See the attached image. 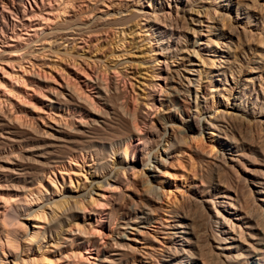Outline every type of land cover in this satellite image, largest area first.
I'll list each match as a JSON object with an SVG mask.
<instances>
[{
	"label": "rangeland",
	"instance_id": "374dc122",
	"mask_svg": "<svg viewBox=\"0 0 264 264\" xmlns=\"http://www.w3.org/2000/svg\"><path fill=\"white\" fill-rule=\"evenodd\" d=\"M63 1H70L71 4V6H69L70 4L67 5L66 9L68 11L65 13L59 11L61 6L66 3ZM68 1L22 0L18 5L20 12L16 15L14 12H7L10 8L9 0H0V102H3L2 104L0 103V107L5 111L7 110V112L9 110V115H13L12 118L20 117V120L18 118L20 123L32 125V123H41L39 120L42 119L51 120L52 116L60 118L66 115L65 117L69 120V123L73 126H77L79 123L86 120L85 114L83 112L78 113L73 111L72 114L68 115V112L49 107L47 105L49 91L60 90L63 85L68 84L70 87L72 86L71 88H76V90L80 91L81 93H78L73 89L77 94H81L86 98L85 100L89 99V103L92 101L95 103L97 102L95 89L91 86L89 80L91 79L90 77L94 75L92 73L94 70L101 65H106L107 68H105L107 70L104 67H101L102 69L99 67L97 73H99L98 75H100V77L102 76L103 81L109 82L110 78L116 79L115 81L119 80L118 83L121 81L119 83L121 87H123L122 85L125 83V88H121L126 94L125 96L123 93V96H125V101L123 99V102L127 103L128 101L126 109H129L128 112H130L131 119L135 114L134 107L137 108L139 104H144L147 101L146 92L151 89L149 88L151 84L160 83L163 87V91L161 95H159L161 98L156 96L159 99V101H156V105L159 106L158 108L160 109L157 108V110H155L156 113H151L150 119L157 124V118H163L165 120L166 116H171L172 119L170 117V120L172 122L170 124L173 126L175 125L174 127L177 132L180 130L182 131L183 127H185L184 125L189 122L187 114L193 112L196 108L194 84L188 85L185 80L183 81L186 84H184L185 88L182 92L187 94L188 92L186 89H188L189 86L190 99L180 96L182 101L176 98L178 105L172 106L168 96L169 94H173L170 88L171 86L179 87V84L175 83L178 81V78L172 77L174 81L170 78V76L174 74L172 70L176 69V65H179L184 59H176L173 65L171 64L170 58H168V73L167 70L163 71L162 69L160 71L163 73V76L167 75L168 77L164 81L162 79H155V77H157L156 72L159 70L153 60L156 56L160 57L159 60L162 64L164 60L163 56H168L169 54L168 50L162 49V47L165 46V40L159 38V32L156 31L155 28L158 26L162 27L173 20V23L175 26L177 25L178 28V30L175 29L176 32L170 27H162L167 33L172 30L171 39H173V37L174 39L173 42L170 40L168 43L173 44V50H178L179 47L182 48V53L179 57L183 56L187 59L192 58L194 59L192 63L195 62V65L189 66L186 61V67H191V69H193L190 70L191 74H186L180 69L182 74L193 80L197 79L198 72L195 70L199 69L201 75L204 74L200 76L202 80H200V82L204 88H200L198 91V102L201 105L204 104L206 108L212 105V116H218L225 112L227 117L233 116L238 118V122L232 130H234V136L239 142V152H241L243 156L240 163L234 165L235 168L233 167L234 169H232V171H220V175L223 177L225 173V179L229 180V183L231 180L232 183L238 181L246 187L245 185H247V183H244V177L247 172L249 170L260 171L264 169V0ZM244 3H248L249 8L245 9L246 14H241V4ZM252 7L255 9L254 11ZM237 8H239V17L236 16ZM49 10L51 14H46ZM197 10H199L200 13ZM36 14L50 19L46 20L41 17H36ZM143 15H150L151 18H149V21L154 24L151 28L153 30H146L147 27L143 24ZM204 16H206V18L208 17L210 20H203V26L201 28L202 34L211 36V41L213 39V41L218 40L219 42L220 48H218V55L213 58L215 64H211L212 56L210 54L212 53V48H205L204 44H200L199 47L197 45L198 41L204 43L205 40H197L195 36H193V34L198 35L199 33L197 34L195 30L200 29V27H198L199 22L195 19H204ZM249 16H251V18ZM121 17L124 18L121 19ZM210 17H214V19ZM21 22L25 23L24 27L21 26ZM70 22L85 23L83 25H85V27L87 26L86 29H89L91 32H86L85 38L87 39H85V42L77 38L78 36L67 35V38H75V42L72 41V39H67V41H65V37H61L65 31L73 30V26L64 29L65 31L63 28L59 29L60 27L72 25ZM97 22L98 24H96ZM39 24L43 25L40 26V29H36L39 27ZM236 24H239L238 26L240 28L236 26ZM207 25L211 27H208V29ZM213 26L214 28H212ZM249 29H251V31ZM60 31H63V33H59ZM120 31L121 33H119ZM151 31L156 32L153 38H159L158 41L152 42L155 41L152 40L149 42L152 37L149 36ZM228 31L230 33L232 32V35ZM179 35L185 39V41L183 40L184 44L179 41L177 42L176 38H178ZM18 37H21V40ZM201 38L206 39L208 37L202 36ZM11 39H19L15 42V47H7L6 44ZM194 40H196V42ZM174 43L178 46H174ZM209 46L214 45L210 42ZM192 50H197L198 53L200 52L199 58L196 52ZM226 51H228L229 54L226 53ZM227 55L230 56L228 57L230 60L235 58L232 71L226 70V76H216L214 75L216 74L215 72H210V69L215 70L216 65L221 60H225ZM31 64L33 65L31 66ZM19 65H23V69ZM95 67L96 69H94ZM25 69L28 71L26 72ZM103 69H105V72L108 71L106 73L109 74L104 73L102 71ZM7 72L9 73L7 74ZM13 73L14 75H12ZM115 74L118 75L115 76ZM36 76H40V79L35 78ZM230 77H234V81L239 84V88H236V85ZM245 80L247 81L245 82ZM103 84L107 85L105 82ZM239 89H244L245 92L243 90L240 94L235 93L236 90ZM143 90H145V92H143ZM81 95H79V97ZM233 95H238L236 102L232 99ZM160 100L163 102L161 103ZM233 103L237 104L236 107H238L240 111H235ZM127 105H129L130 108ZM204 116L207 118L209 113L204 114ZM257 119L260 120L258 121ZM67 120L66 122L68 123ZM167 124L170 125L169 123ZM209 131V129L204 128L194 133L190 132L187 136H193L194 138L191 139L190 142L188 138L187 140L185 139L186 144L184 143L181 152L179 153L176 151L172 153L173 155L170 154L171 156L162 150L166 144H168L165 143V139L163 138L164 140L161 142L162 147L160 149V145L158 149L161 154L160 161L155 163L154 160L150 159V161L144 165L137 160L130 159L132 154L130 151L133 150L132 147H139L136 144L138 139L134 137L127 145L121 143L112 150L114 154L110 153L109 167L112 168L113 172L111 171V173L106 176H101L103 174L99 173H91L93 169L92 165L95 164V160L93 161V158L87 154L85 155V160H87L85 163L82 158L76 161L66 159V161H64L65 165L55 169L54 174H49V177H41L40 181L34 183L35 186L34 184L31 185L30 188L34 190L42 189V193L44 194L42 199L35 201V204L16 201L2 208L1 225L2 227L4 226V228H10V233L12 234L9 235V238H13L14 240V244L12 243L10 247L11 249L5 247L4 255H1L2 258L5 260V257H7L9 264H13L12 262H19L21 258L28 260L31 257L39 256L41 253L43 254L45 263L47 261L46 259H50L46 264H67L68 259H72L76 255H79L80 260H84V258L86 259L87 257L89 260L98 263L100 252L96 253L95 250L89 249V246L87 244L85 245L82 240L69 243L66 241L68 235L65 233H68L69 229H74L75 223H80L81 228L85 230V234L83 235L85 236L87 234L92 240H98V242L101 241L104 244L114 238L117 241L124 242V244H130L132 247L131 251L135 254L134 257L129 260V264H159V253L164 250L169 242V237L166 233L169 229L166 228V225L173 220L171 211L173 208H177L187 197H191L193 191H199L205 186L203 180L206 179L208 174L203 170L205 168H201L204 167V164L202 165L199 163V156L208 155L210 157H215L219 155L220 152L225 151L223 148L226 146H221V141H226L222 139V134L216 135L217 131H215L214 139L212 140ZM168 133L169 130L165 134V137L168 136ZM243 139L244 141L242 142ZM234 146L235 143H232L231 147ZM191 147H196L197 150L193 151ZM229 152L233 155L238 153L235 151ZM247 155H249V158ZM133 159H135V157ZM153 165L157 167V171L150 170ZM115 174H118V176L120 175L119 177L122 179L123 177H129L132 179L138 178L140 180H144L143 178L146 179L145 174H148V186L144 185L143 187L139 185L136 192L138 196L147 192L149 193V191L154 192L153 194L156 202H152V206L155 211L152 213L154 218L152 217L150 220V225L145 223L141 218L136 219L135 223L128 221L129 217L124 213L125 211L122 212L123 210L121 208L125 204V196L127 192L129 193L130 189L124 190L125 187L117 184L114 181ZM214 175H212V179L215 178ZM89 183L92 184L89 185ZM87 185L89 186L86 188ZM84 188H86V190H84ZM122 193L124 194L123 196ZM246 194L251 202L252 198L248 195L249 192ZM112 195L116 196L112 197ZM121 197L122 200H120ZM118 199L120 202L117 201ZM58 200L70 201L73 204L76 200L79 203L75 201L79 209L83 207V209L86 208L85 210L88 212L86 215H83L82 210H79V214L73 221L66 220L64 222L62 225L63 228L60 230L61 234L59 233L57 235L53 233L52 236H47L46 234V237L43 238L44 240L42 239L40 242H35L36 240L33 239V236L35 238L39 235L35 232H39L38 230L43 231L45 226L49 223L48 218L39 221V219L35 217V210L45 209L49 220L52 221L57 218L55 215L58 216L61 211L56 210L55 212L54 210L53 213H56L55 215L50 212L52 208H55V204ZM91 201L92 206L89 204ZM113 201L119 203L113 205ZM91 207L104 213L102 215L105 217L106 211H110L109 222L105 221L107 217H103V223L96 225L97 217L89 213ZM254 212H256L255 208ZM257 213L260 212L257 211ZM210 233L209 230H206L205 232H201L200 235L202 243L205 244L204 247L208 250L215 245L214 242H211L209 239L211 238ZM37 237L35 239H37ZM26 249L28 250L25 251ZM23 250L25 255L22 252ZM76 259L79 260L77 256Z\"/></svg>",
	"mask_w": 264,
	"mask_h": 264
},
{
	"label": "bare ground",
	"instance_id": "6f19581e",
	"mask_svg": "<svg viewBox=\"0 0 264 264\" xmlns=\"http://www.w3.org/2000/svg\"><path fill=\"white\" fill-rule=\"evenodd\" d=\"M21 1L22 0H9L10 8L7 10V12H14L17 15L20 12L18 5ZM63 2L65 3L66 1H63ZM68 2H66L63 6H61L59 11H61L62 13H65L66 11H68L66 8H67V5L70 4V1ZM69 6H71V4ZM241 6L242 8L240 10L242 11L244 10L243 12L241 11V14H246L245 9L249 8L248 3L241 4ZM236 10H237L236 16L239 17L238 15L239 8H237ZM254 10L255 9L253 8V11ZM197 11L199 12V10ZM49 13L51 14L50 10L46 12V14H49ZM147 14H152V13H147ZM35 16L41 17L42 19H46V20L50 19L48 17L45 18L40 14H36ZM58 17H59V14H58ZM143 17H144L143 24L147 27L146 30L148 31L153 30L151 28L152 26H154V24L149 21L150 20L149 18H151L150 15H143ZM204 17L206 18V16ZM249 17L251 18V16ZM122 18L124 17H121V19ZM205 18L195 19L196 21L199 22L198 27H200V29L195 30V32L199 34L198 35L193 34V36H195V39L197 40H205L204 43H202V41H198V44H197L198 46L200 44H204L205 48L206 47L212 48L211 49L212 53L210 55L212 56L211 64H213L214 63L213 58L214 56L218 55L217 52H219L218 48L220 47H219L218 40L213 41L212 39L211 41L210 39L211 36L202 34L201 28L203 26L202 25L203 20H207V21L210 20L208 19V17L206 19ZM210 18L214 19V17H210ZM70 24L72 25L59 28V29L63 28L64 30V29H67L68 27L73 26L72 27L73 30L72 29L70 31L64 30L65 31L64 33L63 31H60L59 33H63L61 37H65L64 38L65 41H67V39H72V41H74L75 38H67V35L78 36L77 38L82 39V41L85 42L86 41L85 39H87L85 38V34L86 32H90L89 29H86L87 26L85 27V25H83L85 23H80V22L71 23L70 22ZM96 24H98V22ZM41 25L43 24H39V27L36 29H40ZM238 25L236 24V26ZM21 26L24 27L25 23L21 22ZM165 26L170 27L175 32H176L175 29L178 30L177 25L175 26V24L173 23V20L172 22L170 21L169 23H166V25H163L162 27H165ZM162 27L158 26L155 28V30L159 32L158 33L159 38H161L162 40H165L164 42L165 46L162 47V49L166 51L168 50L169 54L168 56H163L164 57V60L162 61L163 66L160 63V60H159L160 57L156 56L153 59L154 62L156 63L157 69L159 70L158 72H156L157 77H155V79L156 78L158 80L162 79L164 81L165 79L168 78L167 75L163 76L162 75L163 73L160 72L162 69L163 71H166L169 68L168 62H167L168 58H170L171 64H173V62L176 61V59H179V58L184 59V60L186 59L185 61L183 60L179 65H176V69L172 70L174 74L170 76L171 80H172V77L178 78V81H176L175 83L179 84V87H173V86L170 87L171 90L173 91V94H169L168 97H169V101L172 106H175L176 104L178 105V101H176V98L179 101H182L180 96H183L186 99H190V87L189 86H188V89H186V91L188 92L187 94H185V92H182L185 88L184 84H186L183 81L185 80L188 83V85H192V83L194 84L193 87L195 91V107L196 108L193 112L187 114V116L189 117V122H187V124L184 125L185 127H183L182 131L180 130L179 132H177L174 127L175 125L173 126L172 124H170L172 122L170 120L171 116L170 117L166 116L165 120L163 118L162 119L157 118V124L154 123L150 119L151 113L152 114L154 112L156 113L155 110H157V108L159 107L156 105V101H159V99L156 96L160 97L159 95H161V92L163 91V87L162 85H160V83L151 84L152 87L151 86L149 87L151 89H149L146 92L147 97L145 96L147 98V101L144 104H139L137 108L134 107L135 114L133 118L131 119V116L129 114L130 112H128L129 109L128 110L126 109V104L128 103V101L127 103L123 102V99L125 101L126 94L124 93L125 91L123 92L121 88L125 86L124 85L125 83L122 85L123 87H121L119 86V83L121 81L118 83L119 80L115 81L116 79L114 80L110 78L109 82L103 81L102 76L100 77V75H98L99 73H97L98 72L97 69L99 67L100 69H102L101 67L107 68L106 65L104 66L101 65L97 69H96L97 67L96 66L94 68L96 70L92 72L94 75L90 77L91 79L89 80L91 82L90 83L91 86L95 89V93L97 97V102L95 103H93L92 98H91L92 104L89 103L90 101L89 99H88L89 101L85 100L86 98H84L81 94H77L74 91L76 90V88L75 89L71 88L72 86L70 87L68 84L63 85L60 90L58 89V90L49 91V95L47 96L48 97L47 105L49 107H52L53 109H56V110L68 112V115L72 114L73 111L78 112V113L83 112L85 114L86 120L79 123L77 126L71 125V123H69V120L66 119L65 117L66 115L61 116L60 118L58 117L55 118L52 116L51 120L42 119V120H39L41 123L39 122L32 123V125L27 123L28 124L27 125V124L20 123L19 121L20 117H18L19 120L16 117V115H15L16 118H12L13 115L12 116H10L11 114L9 115V110L7 112V110L5 111L2 107H0V264H9L8 258L5 257L6 259L4 260L1 255H4L5 247L9 249L14 241L13 238H9V235L12 234L10 233V228L9 229L4 228V226L2 227L1 225L2 224L1 223L2 208L5 205L7 206L9 203H13L16 201H23L26 203L28 202V203L35 204L36 203L35 201L42 199L44 195L42 193V189L34 190L33 188H30L31 185L40 181L41 177H46V176L49 177V174L51 173L54 174L55 169L61 168L62 165L63 166L65 165L64 161H66V159L76 161L79 158H82V160H84V163H85L87 162V160H85V155L87 154L88 156L93 158V161L95 160L94 161L95 164L92 165L93 169L91 173H99V174H103L101 176H106L110 174L112 171V168L109 167L110 165L109 157H111L110 153H113L112 150H114L115 146H118L121 143H124L125 145H127L129 141H131V139H134L135 137L136 139H138V142L136 144L139 147L137 148H135V146L132 147L133 150L130 151L132 152L130 159L137 160L142 165L147 164V162H149L150 159L154 160L155 163H158L160 161V156H161L158 149H159V146L162 144L161 142L164 139H165V143H168V144H166V146L164 145L165 147L162 150L166 154L173 155L172 153L176 151L179 153L181 152V149H183L184 147L185 139L187 140L188 138L190 142V140L194 138L193 136H190V137L187 136L190 134V132L194 133L199 130H203L204 128L210 130L209 132L211 134L212 140L214 139L215 131H217L216 135L222 134V137H223L222 139L226 141H221V146H226L225 148H223V150L225 151L220 152L219 155L215 157L213 156L210 157L208 155L199 156V159H200L198 160L200 161L199 163H201L202 165L204 164L203 165L204 167H201V168L202 169L205 168L203 170L206 172V174H208L206 179L203 180V184H205V186H203V189L196 191L197 193L195 191H193V193L191 192L192 193L191 197L189 198L187 197V199L185 198L186 200L182 199L183 202L182 203L180 202L181 203L180 205L177 204L178 205L177 208L175 209L173 208V210L171 211L172 213L171 215H173L172 216L173 220L171 223L166 225V228L169 229L168 232H166L169 237L168 238L169 242L165 246L164 250L161 253H159L160 254V258L158 259L159 264H264V169L260 171L258 170L250 171L249 170L244 177V183H247V185L244 184L246 187H244L243 184L238 181H236L235 183H232L231 179L229 183V180L225 179V176H224L225 173L223 177L222 175H220V171H226V172L232 171V169L235 168L234 165H238L243 156V154L239 152V144H238L239 142L234 136V133H233L234 130H232L234 126H236L238 122V118L233 117V116L227 117L225 112L224 114H220L218 116L217 115L212 116L211 115L212 105H210V107L207 106L206 108L204 104L201 105L198 102V91L200 88H204V86L202 87V84L200 82L201 80L200 76H203L204 74L201 75L199 69L198 70L194 69L195 71L198 72L197 79L195 80L182 74V71L185 72L186 74H191L190 70H192L193 68L191 69V67H186V61H187V65L193 66L195 65L194 64L195 62L192 63L194 59L192 58L187 59V58H184L183 56L179 57L182 53V48L179 47L178 50L176 49L173 50L172 49L173 44L168 43L170 40H172L173 42V39H174V37L173 39H171L172 30L171 32L168 31L167 33L166 30L163 29ZM208 27H211V26L207 25V28ZM212 28H214V26ZM249 30L251 31V29ZM119 33H121V31ZM154 34H156V32L151 31V34L149 36H152V37L149 40V42L152 40H155L152 42H156L159 40V38H153L155 37ZM28 35H31V34H28ZM202 36H206L208 38L202 39L201 38ZM19 39L21 40V37ZM19 39H11L9 42H7L6 44L7 47H15L16 46L15 42ZM176 40L177 42L179 41L182 44H184L183 40L185 41V39L180 37V35L178 38H176ZM194 41L196 42V40ZM210 42H212L214 46H209ZM174 46H178V45L175 44ZM192 51L196 52L197 57L199 58L200 52L198 53L197 50L196 51L192 50ZM226 53H228V51H226ZM228 57L230 56L227 55L225 60H221L222 62L220 61L216 65L215 70L209 68L210 72H213V73L215 72L216 74L214 75L216 76H220V75L226 76L225 75L226 70L232 71V66H233V63L235 62L234 61L235 58L232 57L233 59L230 60L228 59ZM32 65L33 64H31V66ZM100 69H99V72H100ZM105 69H103L102 71L104 73L108 72V71L105 72ZM27 71L28 70H26V72ZM205 72H208V71H205ZM8 73L9 72H7V74ZM14 73L12 75H14ZM167 73H168V70H167ZM106 74H109V73H106ZM117 75L115 74V76ZM39 77L36 76L35 78L40 79ZM230 79H232L233 83L236 85V88H239L238 87L239 84L236 81H234L235 80L234 77H230ZM246 81L247 80H245V82ZM104 82L107 85L103 84ZM145 90H143V92H145ZM239 90H236L235 93L240 94L241 91L243 92L244 89L243 90L239 89ZM76 91L78 93H81L78 90ZM123 93L125 96H123ZM79 95H81L82 98L81 96L79 97ZM232 99L236 102V100L238 99V95H233ZM160 101L161 103L163 102L162 100ZM129 105L127 106L129 107ZM233 106H234L235 111H240V109L236 107L237 106L236 103H233ZM206 113H209V116H207V118L206 116H204V114ZM238 117H241V116H238ZM66 120L68 121V123L66 122ZM167 123H169L170 125H168ZM168 130H169L168 136L165 137V134L167 133ZM243 141L244 139L242 140V142ZM232 143L233 144L235 143L234 147H231ZM161 147L162 145L160 146V149ZM192 149L193 151L197 150L196 147H193ZM226 150L235 151L238 153L237 154L235 153L233 155L232 153ZM248 156L249 155H247V157ZM134 157L135 159H133ZM156 168L157 167L153 165L151 169L150 168H147V169H150L151 171H155V170L157 171ZM212 175H214L215 178L212 179L211 178L213 177ZM119 176L118 174L117 175L115 174L114 181L117 184L125 187L124 190L130 189L129 193L127 192L125 196L126 201H125V204L121 208L123 210L122 212L125 211L124 213L127 214V216L129 217L128 221H132L135 223L136 219L141 218L143 221H145V223L150 225L149 222L153 217L152 213L153 211H155L152 206V202H156L155 196L153 194L154 192L149 191V193L147 192L144 194H140L139 196L136 192L138 190L139 185L140 186L142 185L143 187L144 185L148 186V180H149L148 174H145L146 179L143 178L144 180L142 179L140 180L138 178L132 179L129 177H123L122 179ZM91 184L89 183V185ZM89 185H87L86 188ZM86 188H84V190H86ZM244 189H246L247 191ZM248 192H249L248 195L250 196V198H252L251 202L246 196L247 195L246 193ZM123 195L124 194L122 193V196ZM115 196L116 195L114 196L112 195V197H115ZM120 200H122V197ZM120 200L118 199L117 201L120 202ZM75 201L73 204L70 201L58 200V202H56L55 204L56 205L55 208L57 209L52 208L50 212L53 213L54 210L55 212L56 210H61V211L58 216L55 215L56 213L55 214L53 213L57 218L53 219L52 221L49 220L48 214L47 212H45V209L35 210L36 211L35 217L38 218L39 221L46 220L47 218L49 221V223L45 226L43 231L38 230L39 232H35L39 234L37 235L38 237L36 236L37 239H35L36 237L34 238L33 236V239L36 240L35 242H40V240L46 237V234L47 236H52L53 233L57 235L59 233L61 234L60 230H62L63 228L62 225L64 224V222L66 220L73 221L75 217L79 214L78 213L79 210H82L83 215L87 214L88 211L85 210L86 208L84 207L85 209H83V207L79 205L82 208V209L81 208L79 209L78 205L76 204L77 201L76 202ZM119 202L113 201V205ZM89 204L91 205L92 201ZM208 207H209V210H208ZM254 208L256 212H254ZM257 211H259L260 213H257ZM89 213L94 214L97 217L96 225H100L101 223H103L102 218L105 216H103L102 214L104 213L100 212L99 210L97 211L92 207L89 209ZM109 213L110 211H106L107 219L105 221H108L110 219ZM75 224L76 225L74 229H69L68 233H65L68 235V237L66 238L67 243L76 241V240H82L85 245L87 244L89 246V249L95 250L96 253L100 252V257L98 259V263H95L89 260L87 257L86 259L84 258V260L83 259L80 260L79 255L75 254L79 260H77L76 256L74 257L73 255L74 258L72 259L69 258L67 261V264H129V260L132 257H134L135 253L131 251L132 247L130 244L128 243L124 244V242L122 243L120 241L115 240L114 238L110 239V241L104 244L101 241H99L100 243H102L100 244L98 240L90 239V237L87 234H86L87 236L83 235L85 234L84 233L85 230L81 228L80 223H75ZM71 228H72V225H71ZM206 230H209L211 232L210 233L211 238L209 239L211 240V242H214L215 244L213 245V248L209 250L204 247L205 244L202 243V240H201L202 238H200L201 232H205ZM98 238H102V237H98ZM28 249H26L25 251H27ZM22 252L24 254V250ZM46 260L49 261L50 259L49 260L46 259ZM12 263L13 264H46L43 258V254L41 253L39 254V256L37 255V257L34 256V257L29 258L28 260L21 258L19 262H16V263L12 262Z\"/></svg>",
	"mask_w": 264,
	"mask_h": 264
}]
</instances>
